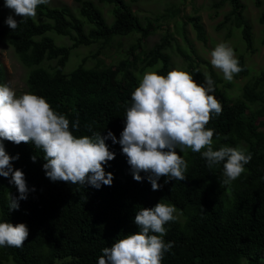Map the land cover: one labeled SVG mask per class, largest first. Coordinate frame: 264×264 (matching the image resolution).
Wrapping results in <instances>:
<instances>
[{
	"label": "trees",
	"instance_id": "trees-1",
	"mask_svg": "<svg viewBox=\"0 0 264 264\" xmlns=\"http://www.w3.org/2000/svg\"><path fill=\"white\" fill-rule=\"evenodd\" d=\"M74 11L67 5H39L35 18H26L12 31L0 17V39L13 48L19 61L28 68L26 93L46 98L57 112L70 122L79 118L77 136L91 135L93 131L107 135L111 130L119 139L125 124L126 109L131 106V94L139 85V73L154 67L158 74L171 71L169 35L161 37L145 48V39L158 25L153 19L143 22L126 0H73ZM136 1V0H132ZM260 6V0H254ZM229 4L218 27L232 24L240 31L245 47L256 50L251 24L244 16L242 0H216L213 7ZM99 4L111 5L108 21ZM4 0H0V7ZM178 10L173 11L176 15ZM196 37L206 41V32L200 17H187ZM22 19L20 17L17 21ZM157 19V18H156ZM264 24V10L260 15ZM264 32V28H263ZM49 33L65 37L69 43H58ZM138 34V35H136ZM135 35L127 54L113 64L98 62L86 66L83 62L66 72L65 66L73 50L80 46L97 44V56L117 37ZM264 43V37L262 38ZM185 59L189 56L180 51ZM243 68L239 74L250 76V70L238 57ZM187 67L203 81V75L193 63ZM213 77L214 73L210 70ZM4 69L0 63V84ZM215 97L222 105V113L214 116L208 128L215 130L213 148L223 145L246 148L251 161L246 171L230 185H220L223 162L207 166L202 153L186 149L179 153L188 163L186 179L170 180L161 177L163 187L153 191L147 180L133 179L127 157L119 144L106 143L115 153V159L104 165L113 173L111 186L96 189L91 185L53 182L46 177V162L42 149L31 143L16 145L4 141L13 161L21 169L30 191L20 201L19 210L9 211V194L19 192L9 178L0 177V222L13 225L25 223L29 237L22 247H0V261L14 264H98L102 249L116 240L138 231L135 214L141 208H152L158 202L172 204L180 212L182 221L175 219L165 225V242L173 248L165 253L162 264H264V133L259 130L258 118L264 115V68L251 76L242 86V92L231 97L217 89ZM259 103V106H254ZM203 151V150H202ZM37 156L36 162L31 157Z\"/></svg>",
	"mask_w": 264,
	"mask_h": 264
},
{
	"label": "clouds",
	"instance_id": "clouds-1",
	"mask_svg": "<svg viewBox=\"0 0 264 264\" xmlns=\"http://www.w3.org/2000/svg\"><path fill=\"white\" fill-rule=\"evenodd\" d=\"M49 0H4V7L22 19L18 22L13 15L5 20L14 31L26 18H35L39 5ZM211 65L222 72L226 81H232L243 71L234 49L227 42L218 43L210 53ZM187 65L178 66L167 75L157 70H147L131 94V106L126 109L125 124L119 139L109 130L107 135L93 131L91 135L77 136L79 118L72 123L47 102L46 98L32 93L17 96L14 88L0 84V177L9 178L19 195L9 194V211L19 210L20 201L26 200L30 191L25 174L13 166L19 154L11 156L4 141L16 145L31 143L44 153L43 170L51 181H63L73 185H91L99 189L111 186L113 173L106 172L104 165L115 159V153L106 143L119 144L133 179L147 180L153 191L163 185L160 178L186 179L188 163L179 153L191 149L202 153L207 166L223 162V179L220 185H230L246 171L252 154L244 147L223 145L213 148L215 130L207 125L214 116L222 113V105L214 95V81L206 72L204 84H198ZM203 150V151H202ZM36 162L37 156L31 157ZM174 205L158 202L152 208H141L135 214L134 223L138 231L116 240L110 247L102 249L98 264H162L165 253L173 242H165V225L176 219ZM29 237L25 223L13 225L0 222V247H22Z\"/></svg>",
	"mask_w": 264,
	"mask_h": 264
},
{
	"label": "rangeland",
	"instance_id": "rangeland-1",
	"mask_svg": "<svg viewBox=\"0 0 264 264\" xmlns=\"http://www.w3.org/2000/svg\"><path fill=\"white\" fill-rule=\"evenodd\" d=\"M128 4L134 9L135 13L140 17L143 22L147 18L153 19L154 24L158 28L151 33L144 41V47L149 48L155 42H158L161 37L166 34L169 35L170 45L167 47L166 52L170 55L171 70L178 66L187 65L188 62L193 63L200 73L203 75V81L191 72V68H186L187 71L193 74L194 80L198 84H204V73L210 76V70L213 71V79L215 91L217 89L224 90L232 98L241 94L243 84L250 79L251 76L257 75L261 69L264 68V24L260 23V15L264 10V0H260V6H257L254 0H242L245 5L244 16L252 26L254 46L256 50L249 51L241 39L240 31L232 24L226 23L223 27L219 28L218 25L223 19V15L230 9L229 4H224L220 8L213 7V2L216 0H126ZM50 6L67 5L72 10L77 9V3L73 0H49L47 3ZM108 21L111 20V5L99 4ZM178 10L176 15L173 11ZM13 15L14 19L18 20L20 16L15 14L8 8L0 7V17L3 22L9 15ZM198 15L202 22L205 32L206 41H201L196 37L195 30L188 20V16ZM157 18V19H156ZM6 24V23H5ZM7 25V24H6ZM54 37L58 43H69L65 37L49 33ZM138 35V34H136ZM137 36L117 37L112 43L105 48L97 56L92 54L97 49V44L91 46H80L73 50L68 62L65 66V71L68 72L77 66L84 59L86 66H94L99 61L104 64H113L123 58L127 53L129 44ZM220 42H227L235 51L237 58L243 57L244 64L251 71L250 76H243L236 74L232 81H226L220 70L215 69L211 63V51ZM182 51L189 56L188 60L181 54ZM0 63L4 69V79L2 84H8L14 88L17 96L26 93V75L28 68L25 67L18 59L13 48L7 43L6 40L0 39ZM154 67L146 68L139 77L147 70H152ZM214 91V93H215ZM259 106V103L254 105ZM259 130L264 133V115L258 118ZM176 219L182 221L183 217L177 210ZM0 264H14L12 262H2ZM54 264H60V260H56ZM242 264H245L243 262Z\"/></svg>",
	"mask_w": 264,
	"mask_h": 264
}]
</instances>
